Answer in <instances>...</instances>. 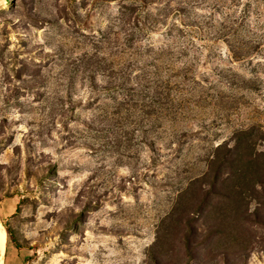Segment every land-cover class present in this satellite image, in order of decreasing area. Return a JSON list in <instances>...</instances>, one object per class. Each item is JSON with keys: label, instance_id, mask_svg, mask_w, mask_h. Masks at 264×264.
<instances>
[{"label": "rangeland", "instance_id": "rangeland-1", "mask_svg": "<svg viewBox=\"0 0 264 264\" xmlns=\"http://www.w3.org/2000/svg\"><path fill=\"white\" fill-rule=\"evenodd\" d=\"M184 1L0 0V222L23 246L4 264H264V1L220 40ZM166 44L169 116L116 89L121 47L133 88L170 57L136 49Z\"/></svg>", "mask_w": 264, "mask_h": 264}, {"label": "trees", "instance_id": "trees-1", "mask_svg": "<svg viewBox=\"0 0 264 264\" xmlns=\"http://www.w3.org/2000/svg\"><path fill=\"white\" fill-rule=\"evenodd\" d=\"M145 2V0H140ZM211 0H185L184 2H182V6L179 9V11H181L182 13H187L186 15H189L190 17H193L195 19V23L196 25H192V26H197V28L200 31H207V33H209L212 37H214L217 40H220L222 38H229V36L231 35H243L242 31L239 29V26L242 25L243 31H244V26L246 23V18L248 17V13L250 11V9H244L240 11V14L237 13V10H232V7H235L237 4H235L236 2H239L240 0H213V2L210 4ZM254 3L256 4H261V2H263L264 0H253ZM207 6L212 8V11L209 12L208 16H201V14L198 13H194V15H192V10L197 9V10H201L205 4H207ZM250 3L248 1V6L250 7ZM212 5V6H210ZM229 5V6H228ZM201 6V7H200ZM229 9L227 11L223 10V9ZM216 13V14H215ZM124 13H122V17L120 18V20H123L124 23L126 24H131V21L133 19V21L135 20V23L137 21V24L135 25L137 28L140 29V31H146V29H149L150 26L147 27V25L150 24H146L144 23L143 28L139 26L138 24V20L137 18L130 16L129 18H124L123 17ZM188 16V17H189ZM196 19H201L200 22H197ZM147 28H146V27ZM183 27H185V25L183 24ZM183 27L180 28L177 25H175V30L179 29V31H183ZM206 27V28H205ZM172 30L174 31V27L172 28ZM172 35V33L170 34ZM137 42L138 38H135L133 35H130V38H127V41L130 43L129 46H125L128 49V47L130 48H139V47H133L131 42L134 41ZM256 44V42H255ZM122 45V46H123ZM259 45H262V43L257 42V44L255 46H253V50L254 51H258V49L260 48ZM173 46H175L174 49H176V45L173 44H166V46L163 47H158V48H154L152 46H148V48L145 49L144 51H138V49H136L135 53H138V56L142 57L144 53L145 56H147L149 58V53L152 51L153 53L155 52L154 50L158 51V57L154 58L155 61L161 60V58L164 60L165 56H170L168 57L169 60H164V62L166 63V67L164 68L163 66H159L156 63H150V62H143L141 64V68L144 69V71L142 72V80L146 81L147 84H136L135 87L132 88V86H130V71L133 67V63L130 62H126L123 61V54L126 53L125 48L121 47V50L119 52L116 53V59L119 56V59L117 60L118 64L120 65V68L116 69V89H121V90H134V89H140V91H144V90H151L154 89V93L150 94L149 96L152 98L151 101V105H162L163 109L166 110V115H171L172 113H175L177 111V109L180 107L181 103H177L179 102L178 100V96L177 94H172V91H175L174 87H170V79L168 80H162V73L165 71L166 72H172L173 69V64H172V60H173ZM118 47V46H117ZM231 52L235 55L237 53V49H233L232 47H230ZM247 54H250V51L247 52ZM122 67V68H121ZM149 69H153V70H149ZM166 69V70H165ZM184 69V72H188V69ZM170 77H172V75H169ZM174 76V75H173ZM138 81V80H136ZM186 81H189V83L192 85V89H195L197 85H199L198 80L196 79H189L187 78V76H184V80L180 83V85H184V83ZM178 87H180L178 85ZM156 88V89H155ZM167 90V93L164 92V90ZM164 101V102H163ZM5 229H6V234L8 236V239L15 245V247L17 249H22L23 246L20 244L19 240L17 239L13 229L11 228V226L7 223V222H2Z\"/></svg>", "mask_w": 264, "mask_h": 264}, {"label": "bare ground", "instance_id": "bare-ground-1", "mask_svg": "<svg viewBox=\"0 0 264 264\" xmlns=\"http://www.w3.org/2000/svg\"><path fill=\"white\" fill-rule=\"evenodd\" d=\"M6 249H7L6 229L4 225L0 222V264H4V255L6 253Z\"/></svg>", "mask_w": 264, "mask_h": 264}]
</instances>
